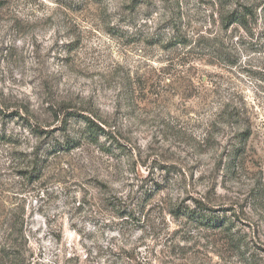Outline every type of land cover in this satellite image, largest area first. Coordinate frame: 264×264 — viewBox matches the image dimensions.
I'll list each match as a JSON object with an SVG mask.
<instances>
[{"label": "rangeland", "instance_id": "374dc122", "mask_svg": "<svg viewBox=\"0 0 264 264\" xmlns=\"http://www.w3.org/2000/svg\"><path fill=\"white\" fill-rule=\"evenodd\" d=\"M0 264H264V0H0Z\"/></svg>", "mask_w": 264, "mask_h": 264}, {"label": "trees", "instance_id": "16d2710c", "mask_svg": "<svg viewBox=\"0 0 264 264\" xmlns=\"http://www.w3.org/2000/svg\"><path fill=\"white\" fill-rule=\"evenodd\" d=\"M246 18L247 16L243 12L236 11L230 14L229 16H226L224 20H225V24L228 22H231L232 24L239 23L240 25L244 26ZM76 117H79L80 119H82L87 125L86 131L84 132L83 136L80 139H75V138H71L67 136L65 142H63L62 144L57 143V142H54L53 144H51L50 148L48 149L49 152L46 153L47 159H44L43 161H41L40 159L37 161L35 160L34 170L37 171L38 173V179H40L43 176V170L45 168L44 163H46V161L50 158V156L58 155V153L60 152H71L74 149L79 148L80 143L83 139H87L91 143H96L98 142L97 133L105 132L104 128H102V126L96 123L93 119L89 117L77 116V115ZM37 132L39 131L37 130ZM39 133L49 134V132H42V131H40ZM249 137H250V134L245 138V141L248 140ZM154 193L155 192H151L150 195L146 194L143 200L141 201L138 200L137 202L138 206L136 209L131 208L130 210H125V208H123L122 217L125 219V221H128L131 224L139 225L141 223L140 217H142L143 212L145 211L146 207L149 205V202L153 198ZM203 211H206L205 206H203V204L200 201H197L196 207L194 209L192 210L186 209L183 212V214L196 223H201L202 225L206 227L215 228L216 220L214 218H210V220L205 219L204 218L205 216H203L202 214ZM224 229L226 231L231 230L230 226H226Z\"/></svg>", "mask_w": 264, "mask_h": 264}]
</instances>
